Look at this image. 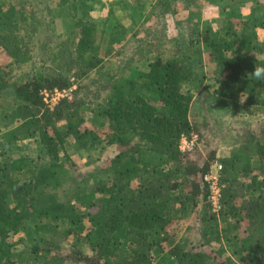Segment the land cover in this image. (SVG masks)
<instances>
[{"label": "trees", "instance_id": "obj_1", "mask_svg": "<svg viewBox=\"0 0 264 264\" xmlns=\"http://www.w3.org/2000/svg\"><path fill=\"white\" fill-rule=\"evenodd\" d=\"M90 3L0 0V98L16 101L0 140V264H264V123L240 120L220 156L193 108L203 94L232 113L264 111V79L253 76L264 68L260 4L223 29L206 26L188 42L194 56L156 51L131 68L126 51L107 46L124 40L123 18L101 20ZM63 14L66 32L52 26ZM73 82L71 98L44 101L43 90ZM192 133L197 145L182 151ZM26 139L36 160L12 155ZM107 149L94 171L74 159L90 167ZM215 162L219 208L204 179Z\"/></svg>", "mask_w": 264, "mask_h": 264}, {"label": "rangeland", "instance_id": "obj_2", "mask_svg": "<svg viewBox=\"0 0 264 264\" xmlns=\"http://www.w3.org/2000/svg\"><path fill=\"white\" fill-rule=\"evenodd\" d=\"M158 1L142 0L141 5L133 6L132 4L136 2L133 0H88L89 3L91 2L92 14L94 16L100 15L101 20H108L110 18L114 22L123 18L121 21L126 29L124 40L113 46L107 43V46L112 47L113 50L121 48L126 51L123 53L126 56L123 57H127V60H129L127 67H142L140 59L143 56L152 57L156 54V51L162 53L170 52L172 54L176 51H181L188 52L191 55L193 53L194 56L195 51L198 50V45L191 46L188 42L191 39H197L199 33L206 26H212L214 31L223 29L230 21L236 22L238 18L245 19L247 15H250V8L255 7L256 4H260L256 10L259 16L256 19H252L257 23L264 19V0H190L189 2L169 0L167 1L166 8L158 3ZM118 3L121 5L117 6L116 4ZM122 3L126 6H123ZM111 5H115V12H108V7ZM56 20L52 26H59L63 32H66L70 28V19L68 16L63 14L61 17L56 18ZM255 34L257 36L263 35L264 28L257 27ZM107 39H109L108 36ZM119 59L120 57L115 60L116 65L123 62V60ZM197 85L198 89L195 92V97L201 96L200 94L205 91V89H201V84ZM74 90L71 92L69 98L73 96ZM45 91L50 92L51 90ZM110 95L111 90L106 91L102 96V100L105 101ZM202 96L201 98H197L198 101L193 106L194 112H198L197 114H199L200 120L204 118L208 122V128L202 127V131L218 150L220 156L230 154V151L236 144L238 135L233 128L239 125L240 120L254 124L264 123V111L262 110L255 113V116L252 111H244L242 109L232 113V109L227 107L226 104L216 101L214 97L204 100ZM0 99L5 104L9 103L0 107V140H3V135L11 129V125L7 121L6 116L12 115L14 111L12 104L16 103V101H14L15 97L13 95L10 96V94L6 93ZM92 117L89 114L88 118ZM14 143L16 146L12 151L14 157L28 156L33 160L37 159L38 151L32 140L26 139L24 141H18V143L14 141ZM70 150L73 151L72 148ZM94 154L96 155L97 153L94 152ZM110 154V149L102 151L99 156L100 159L95 161L91 165L92 167H82V158L75 154L74 159L78 163L80 162L81 171H94L96 169L94 167H97ZM194 219V217L191 218V220ZM193 232L195 234L192 238H195L196 241L198 239V231L194 228ZM20 235L22 236L20 246L23 250L25 249L27 251L30 246L28 237L22 232Z\"/></svg>", "mask_w": 264, "mask_h": 264}, {"label": "built area", "instance_id": "obj_3", "mask_svg": "<svg viewBox=\"0 0 264 264\" xmlns=\"http://www.w3.org/2000/svg\"><path fill=\"white\" fill-rule=\"evenodd\" d=\"M76 88V84L73 82L69 89L58 90L54 89L50 92L43 91L44 101L49 105H55L60 99L70 97L71 92ZM198 143V136L195 133L190 135H183L180 139V149L182 151H191ZM221 168L219 163H214L210 172L204 176V179L209 183L210 199L215 208H219V196L220 188L218 185V171Z\"/></svg>", "mask_w": 264, "mask_h": 264}, {"label": "clouds", "instance_id": "obj_4", "mask_svg": "<svg viewBox=\"0 0 264 264\" xmlns=\"http://www.w3.org/2000/svg\"><path fill=\"white\" fill-rule=\"evenodd\" d=\"M253 76L257 79H264V68L262 67H255L253 72Z\"/></svg>", "mask_w": 264, "mask_h": 264}]
</instances>
